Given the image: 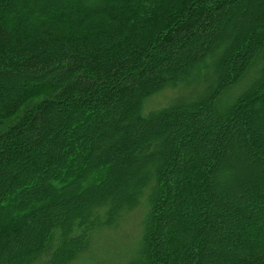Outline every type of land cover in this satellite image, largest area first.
<instances>
[{
	"label": "trees",
	"instance_id": "trees-1",
	"mask_svg": "<svg viewBox=\"0 0 264 264\" xmlns=\"http://www.w3.org/2000/svg\"><path fill=\"white\" fill-rule=\"evenodd\" d=\"M135 211L125 264H264V0H0V264Z\"/></svg>",
	"mask_w": 264,
	"mask_h": 264
},
{
	"label": "rangeland",
	"instance_id": "rangeland-1",
	"mask_svg": "<svg viewBox=\"0 0 264 264\" xmlns=\"http://www.w3.org/2000/svg\"><path fill=\"white\" fill-rule=\"evenodd\" d=\"M170 98L171 96L165 95L156 102L163 105L166 99L170 101ZM141 213V211H135L129 215L117 230L101 233L90 258L83 259L79 264L127 263L137 246Z\"/></svg>",
	"mask_w": 264,
	"mask_h": 264
}]
</instances>
